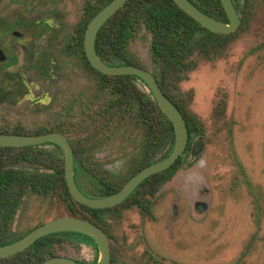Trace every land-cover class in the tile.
<instances>
[{"label": "rangeland", "instance_id": "374dc122", "mask_svg": "<svg viewBox=\"0 0 264 264\" xmlns=\"http://www.w3.org/2000/svg\"><path fill=\"white\" fill-rule=\"evenodd\" d=\"M14 8L0 15L12 18L16 16L12 14ZM249 8L246 27L223 55L210 61L197 54V67L179 83L177 92L204 125L205 133L198 139L201 158L181 172L180 179L168 182L154 220L136 206L121 207L118 218L111 216L114 264H154L148 260L150 253L160 256V264H264V0H253ZM150 46L151 36L145 29L131 43L132 52L147 67H151ZM58 51V78L46 84L38 77L33 101L2 107L0 129L22 125L34 131L44 124L52 126L55 115L65 110L60 99L67 88L94 91L85 65L80 66ZM18 57L23 64L24 51H19ZM48 91L58 97L57 102L47 101ZM224 99L225 109L221 106ZM66 134L74 142L89 140V147L94 146L89 152L94 160L121 175L130 173V168L135 167L133 159L141 156L138 143L143 134L135 124L105 126L102 118L96 123L70 126ZM127 136H132L133 141ZM44 149L57 151L54 146ZM191 157V162L198 159ZM194 173L207 193V204L204 211L196 213L198 223L189 224L195 239L188 251L191 256H187L192 260L185 261L184 251L177 252L167 243L177 235V221L190 217V198L183 178ZM68 213L58 195H27L14 230L21 234ZM174 246L189 250V239L174 242ZM55 249L59 255L88 264L99 258L96 245L76 235Z\"/></svg>", "mask_w": 264, "mask_h": 264}, {"label": "trees", "instance_id": "16d2710c", "mask_svg": "<svg viewBox=\"0 0 264 264\" xmlns=\"http://www.w3.org/2000/svg\"><path fill=\"white\" fill-rule=\"evenodd\" d=\"M111 1L102 0L101 8L97 12L105 7V2ZM191 1L203 12L222 21L228 20L221 0ZM235 1L238 11H243L245 6L250 7L253 3V0H246L245 3L241 0ZM98 13L85 14L84 24L78 31V47L83 53L85 68L91 74H97L98 85L103 93L123 99L125 103L122 107L126 108L131 100L132 114L139 120L144 138L141 158L133 159L134 164L140 160L139 166L135 164L133 172L124 179L118 177L116 183L110 182V179L107 182L99 180L96 161L89 154L91 147L94 148L93 145L89 147V140L79 139L77 142H72L77 185L91 197H104L119 191L126 180L136 174L141 167L152 164L153 149L157 152L162 145H165L166 158L172 152L175 142L173 123L159 107L152 91L143 80L141 81L144 89L142 84L137 82L140 78L135 75H106L91 65L85 52L84 41L88 22ZM247 23L248 20H243V25ZM144 29L151 36V67L141 63L131 50V43ZM238 32L214 33L187 14L174 0H129L101 28L95 46L97 54L109 65H137L151 70L167 97L184 115L190 135L193 136L195 133L203 132V125L177 92L179 83L197 67V54L210 61L216 60L223 55L226 47L235 41ZM192 94L190 93V97ZM67 129L65 126L44 124L34 131H27L24 126L16 125L1 128L0 134L38 135L57 131L66 133ZM48 146L57 145L46 143L27 147L0 146V246L15 243L36 228L21 234L14 230L16 217L25 198L31 194L58 195L67 207L68 215L89 220L103 230H107V221L114 208L94 209L76 201L66 181L65 158L62 150L58 146L60 153L44 149ZM158 175L146 179L139 190L152 184ZM83 176L91 187L85 189L81 185L80 178ZM139 199L140 194L135 193L118 207H126ZM75 235L84 236L95 243L91 237L80 233H54L40 238L23 252L0 259V264H41L50 257L62 256L56 253L55 248L72 241Z\"/></svg>", "mask_w": 264, "mask_h": 264}, {"label": "flooded vegetation", "instance_id": "af4514ba", "mask_svg": "<svg viewBox=\"0 0 264 264\" xmlns=\"http://www.w3.org/2000/svg\"><path fill=\"white\" fill-rule=\"evenodd\" d=\"M241 1L242 3L246 2V0ZM232 2L236 8V1L232 0ZM109 3L110 2H105V6ZM101 4L102 0H0V12L2 13L6 12L9 7L14 8L17 6L14 8L15 10L12 11V14L16 16L11 18V16H6V14L0 15V109L8 105L15 106L20 104L19 102H24V100L33 101L35 92L38 90V77L41 83L46 84L58 78L57 65L60 60L59 56L55 52L57 49H59L62 56L74 60L78 64H81L80 66L85 65L83 53L78 47V31L84 24L85 14L90 15L98 13L97 11L101 8ZM236 11L241 19V26L238 29V31H240L242 27L244 29L247 25H243V20H248L247 12L250 11V8L245 6L243 11H238L237 8ZM91 20L92 19H90V21ZM224 22H229V19ZM55 47H57L56 50H54ZM19 51H24L25 53L26 62L24 61L23 64H21L18 57ZM87 78L90 80L92 79L95 86L94 91L91 92L89 90L67 88L68 91L61 94L60 99L63 101L65 110L62 114L60 113V116H58V114L55 115V123L52 125H60L69 128L70 126H83L90 124V122L96 123L98 120L100 121L103 118L105 126H124L128 124L140 126L139 120L135 119L132 114L131 100H129L128 105L124 108L122 107L125 103L123 99H120L113 94L111 95L101 91V88L98 85L97 74H88ZM141 80L143 79H137V82L142 84ZM47 101L55 103L58 101V97L55 96L54 93L48 91ZM226 105L227 101L224 99L221 106L225 109ZM60 133H63L68 138L73 147V140L65 132ZM204 133L205 129L203 125V132L195 133L193 136L190 135L187 149L178 158L176 163L169 169L157 173L159 174L158 177L155 178L152 184L147 185L148 188L146 186L142 190H139L140 185L143 183L142 182L131 194L133 195L135 193H139L140 199L126 206V209H130L135 206L139 207L145 216L154 220L161 196L165 193L168 182L173 180L175 177L177 178L178 176H181V172L190 169L193 163L197 162L201 158V153L203 151L200 140L198 139L201 138ZM143 135L140 137L138 143L141 156L143 147L142 141L144 138ZM127 139L132 140L133 138L132 136H127ZM114 142L117 144L118 141L116 140ZM98 143L100 142H97V144ZM54 147L57 149L55 152L60 153V147ZM153 147H155L154 142ZM166 150L165 145H162L157 152L153 149L154 153L152 163L164 159ZM191 156L197 157L198 159L191 162ZM139 163L140 160L137 161V164L135 163L137 167L139 166ZM95 166L101 182H107L108 179H110V182L116 183L118 177L124 179L134 170V167H132L130 168V173L127 175H121L117 170L108 169L107 165L100 162V160L96 162ZM145 167H141L138 172ZM240 167L244 172L241 164ZM133 176L126 180L120 189H122ZM183 179H185L184 187L186 188L190 198V200H187L189 202L190 217L179 219L177 221V224H175L177 225V235H175L174 238L167 244L173 246L177 252L184 251L183 259L185 261L187 259L191 261L192 258H187V256L192 250L191 246L193 239H195V235L189 230V227L192 224L198 223L196 220V213L198 211L205 210V206L207 204V193L204 187L198 184L196 173L190 174L188 178L184 177ZM80 183L84 188L86 185V188L89 186L91 187L85 176L80 178ZM118 206L114 207L113 213H111L107 221V230H104L110 240L112 251L111 264L116 262V258L112 248L113 237L110 232V221L112 218H118V216H120L121 207ZM187 219H189V222H187ZM257 224L258 227H260L259 216H257ZM188 230L189 232L185 234ZM80 237L84 238L85 242H92L84 236ZM188 239L190 243L189 250L186 248L180 249L178 246H174V242L175 244L179 243V241L185 243ZM94 244L96 245V243ZM189 255L191 256V254ZM98 259L99 258L97 257L95 261L90 262L89 264H96ZM148 260L152 261L154 264H160L159 255L150 253L148 255Z\"/></svg>", "mask_w": 264, "mask_h": 264}, {"label": "water", "instance_id": "95a60500", "mask_svg": "<svg viewBox=\"0 0 264 264\" xmlns=\"http://www.w3.org/2000/svg\"><path fill=\"white\" fill-rule=\"evenodd\" d=\"M129 0H112L88 24L85 34V51L91 65L106 75H135L145 81L159 107L168 116L174 126L175 142L169 156L154 162L135 174L119 191L104 197L86 195L77 185L75 178L74 151L68 138L60 132H49L38 135L0 134V146L27 147L52 143L59 146L65 158V177L71 195L79 203L94 209L114 208L136 190L149 177L172 167L178 158L187 149L190 134L184 115L174 105L162 90L158 80L149 69L137 66H113L106 63L96 51V39L101 28L111 19ZM187 14L198 21L202 26L214 33L233 34L241 26V19L232 0H221L229 22L217 19L215 16L200 10L191 0H174ZM60 232H74L91 237L99 250V259L96 264H111L112 251L110 240L105 231L95 223L73 215L56 217L36 227L19 241L0 246V259L14 256L23 252L40 238ZM41 264H81L75 259L66 256H55L46 259Z\"/></svg>", "mask_w": 264, "mask_h": 264}]
</instances>
